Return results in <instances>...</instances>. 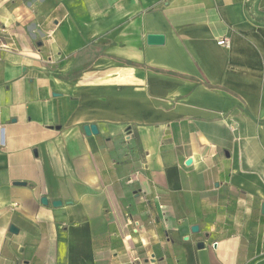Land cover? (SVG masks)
<instances>
[{
    "label": "crops",
    "instance_id": "1",
    "mask_svg": "<svg viewBox=\"0 0 264 264\" xmlns=\"http://www.w3.org/2000/svg\"><path fill=\"white\" fill-rule=\"evenodd\" d=\"M0 264H264V0H0Z\"/></svg>",
    "mask_w": 264,
    "mask_h": 264
},
{
    "label": "water",
    "instance_id": "2",
    "mask_svg": "<svg viewBox=\"0 0 264 264\" xmlns=\"http://www.w3.org/2000/svg\"><path fill=\"white\" fill-rule=\"evenodd\" d=\"M162 42H163V35H160V34H149V35H147V43L148 44H161ZM83 130H84L86 135H89L90 133H96L97 132L95 125H85L83 127ZM16 184H24V183H16ZM40 201L45 204L46 203L45 197H42L40 199ZM58 202L59 201H54L53 204L58 203ZM191 230L196 231L197 227L193 226L191 228ZM10 231L15 232V228L13 226H11ZM198 246H201V243L198 244Z\"/></svg>",
    "mask_w": 264,
    "mask_h": 264
},
{
    "label": "built area",
    "instance_id": "3",
    "mask_svg": "<svg viewBox=\"0 0 264 264\" xmlns=\"http://www.w3.org/2000/svg\"><path fill=\"white\" fill-rule=\"evenodd\" d=\"M217 44L221 47H228L229 46V39L227 37H223L217 40Z\"/></svg>",
    "mask_w": 264,
    "mask_h": 264
}]
</instances>
